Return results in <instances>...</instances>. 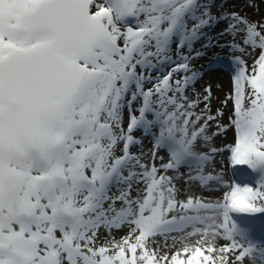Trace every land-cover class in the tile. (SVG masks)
<instances>
[{"label": "rangeland", "instance_id": "1", "mask_svg": "<svg viewBox=\"0 0 264 264\" xmlns=\"http://www.w3.org/2000/svg\"><path fill=\"white\" fill-rule=\"evenodd\" d=\"M40 1L0 0V59L14 29L48 44L20 17ZM109 1L100 44L56 49L87 70L75 95L39 120L0 116V264H256L222 185L261 220L264 196L234 172L264 191V0Z\"/></svg>", "mask_w": 264, "mask_h": 264}, {"label": "water", "instance_id": "2", "mask_svg": "<svg viewBox=\"0 0 264 264\" xmlns=\"http://www.w3.org/2000/svg\"><path fill=\"white\" fill-rule=\"evenodd\" d=\"M27 19L52 47L65 43L74 52L99 43L104 33L102 23L88 15L86 0H46ZM86 73L65 63L54 49L40 46L14 51L0 61V77L16 97L8 108L26 118L55 110L53 98L77 87Z\"/></svg>", "mask_w": 264, "mask_h": 264}, {"label": "bare ground", "instance_id": "3", "mask_svg": "<svg viewBox=\"0 0 264 264\" xmlns=\"http://www.w3.org/2000/svg\"><path fill=\"white\" fill-rule=\"evenodd\" d=\"M43 1H46V0H43ZM43 1H40V2H43ZM87 1V3H88V15L90 16V17H94V18H96V19H98L101 23H102V26L104 27V30H105V32H106V22L105 23H103L102 22V20H104L105 19V15H102V11H105V10H107V9H105V10H101V9H99V10H94V8H95V6H99L100 4H102V2H106V1H108V0H86ZM117 0H115V2H116ZM144 2H145V0H144ZM146 2H155V0H146ZM30 4V5H29ZM28 4V6H30V11H29V13L25 16V18H26V20L28 21V19H27V16L32 12V10L35 8V7H37L38 5H39V3L38 4H34V2H32V3H29ZM109 4H111L110 3V1H109ZM109 9H112V8H109ZM142 13H144V12H141V11H137L136 12V16L137 17H139V15H141ZM29 23V22H28ZM29 26H31L32 27V25L29 23L28 24ZM33 28V27H32ZM35 28H36V26H35ZM33 30H34V28H33ZM34 33L37 35V37H35V40L36 39H42V40H47V39H45V38H43V37H41V36H39L37 33H36V31H34ZM39 36V37H38ZM103 39V38H102ZM102 39H101V41L99 42V43H97V44H95V45H92V46H89V47H87L85 50H87L88 48H90V47H94V46H97L98 44H100L101 42H102ZM34 40V41H35ZM20 42V41H19ZM47 42H48V44H46L45 46H42V45H40V42H38V44H36L35 45V43L33 44V45H31V46H29L28 44L27 45H25V46H23V47H21V46H19V47H16V48H13L12 50H10V49H8L4 54H3V56L1 57V59H0V61L4 58V57H6L7 55H9L10 53H12V52H14V51H17V50H24V49H28V48H30V47H34V46H40V47H46L47 49H51V46H50V41L49 40H47ZM85 50H83V51H85ZM10 51V52H9ZM82 51V52H83ZM135 54H136V52H134ZM146 55V54H145ZM133 59V57L130 59V60H132ZM183 61H188L187 59L186 60H182V61H179V60H175L171 65H170V68L173 70V69H175V68H179L180 66H181V63H182V65H183ZM106 62H108L109 64H111L110 62H112L110 59L108 60H106ZM178 62V63H177ZM219 71V73L222 75V73H224V70L223 69H221L220 68V70H218ZM228 71V70H227ZM217 72V71H216ZM184 73H185V71H184ZM162 78V73H159V71H154L153 73L151 72L150 73V76H149V78H148V82H149V86H154V85H156V84H158L159 83V80ZM178 78H181V77H178ZM87 79H84L82 82H81V84L78 86V87H76V88H74V89H72V90H70V91H66V92H69V97L68 98H71V97H73L74 95H75V93H76V91H77V89L83 84V82L84 81H86ZM3 81V80H2ZM118 81H120V80H118ZM3 83H4V81H3ZM4 85L5 86H7L5 83H4ZM7 87H9V86H7ZM66 92H63L62 94H64V93H66ZM188 102V101H187ZM54 112V111H53ZM28 120H32V118H28ZM234 126H235V123L233 124ZM10 128V127H9ZM16 131V129H15V127H12L11 128V132H15ZM111 134V133H110ZM239 141H241V139H236V142H238L237 143V145L236 146H232V144L230 145V146H228V148H227V150L229 151V153H232V159L233 160H236V161H239L240 160V158H241V156H240V152H241V150H242V145H240V143H239ZM249 141V144H256L257 143V140L256 139H249L248 140ZM242 144V143H241ZM254 147V146H253ZM253 149H255L256 150V148H253ZM181 158H183V157H181ZM231 158V157H230ZM229 158V159H230ZM186 162H187V164L186 165H189L190 167H194V162L192 161V159H186ZM256 177H251L250 175H249V179H248V181L252 184V187L250 188V191H252L253 193H255L256 195H258V196H264V191L263 190H260L259 188H256V186H253V185H256ZM224 186V188L226 187L227 188V191H228V193H230L231 194V198H235V203L233 204V206H226V205H224L223 204V208H225V210L227 209V208H230V210H238V211H241V212H243V210L241 209V208H239V200L243 197V195H244V190L243 191H238V190H234L233 188H232V186H231V183H230V181L228 180L224 185H222V187ZM248 192H249V189H248ZM222 208V209H223ZM245 213V212H244ZM263 215H264V213H263ZM261 220L263 221L262 223L264 224V216H262L261 217ZM261 223V222H260ZM228 230V229H227ZM232 231V232H231ZM231 231H229L228 230V232H230V233H232V234H234L235 235V237L236 238H238L239 236H238V234H237V232H236V230L235 229H232ZM236 233V234H235ZM233 237V236H232ZM235 237H233V238H235ZM245 250L246 251H249V252H251L252 254H253V257L255 258V262H256V264H264V246H258V247H252L251 245H246L245 246Z\"/></svg>", "mask_w": 264, "mask_h": 264}, {"label": "trees", "instance_id": "4", "mask_svg": "<svg viewBox=\"0 0 264 264\" xmlns=\"http://www.w3.org/2000/svg\"><path fill=\"white\" fill-rule=\"evenodd\" d=\"M20 17H21V19L22 18H24L25 19V16H23L22 14L20 15ZM28 29H30L31 31L33 30V28L31 27V26H29L28 25ZM13 31H15V36H12V35H10ZM26 34H28V32H25V33H21L19 30H17V29H14V30H12V31H10L9 32V35L12 37V38H14V39H20V42H21V47H23V46H25V45H27L28 44V39L27 38H25V35ZM30 36H31V41L35 38V37H37V35L35 34V33H33V35H32V33L30 34ZM39 37V36H38ZM13 48H10V50H12ZM61 53H63L62 52V48L60 47L59 49H58ZM58 51V52H59ZM10 52V51H9ZM65 56V55H64ZM2 145V144H1Z\"/></svg>", "mask_w": 264, "mask_h": 264}, {"label": "flooded vegetation", "instance_id": "5", "mask_svg": "<svg viewBox=\"0 0 264 264\" xmlns=\"http://www.w3.org/2000/svg\"><path fill=\"white\" fill-rule=\"evenodd\" d=\"M0 82H1V85L2 86H4V87H7V86H5L4 85V83H3V81L1 80V78H0ZM8 88V87H7ZM1 89V88H0ZM9 89V88H8ZM10 90V89H9ZM10 92H11V95H12V91L10 90ZM2 94V92L0 91V95ZM61 96H66V97H69V92H66V93H64V94H59L58 96H56V98H54V102L56 103L58 100H59V98L61 97ZM4 102V100L2 99V97L0 96V116H3V115H6V114H8V113H10L8 110H6L7 109V103L6 104H4L3 103ZM3 127V126H2ZM4 128V127H3ZM3 128H1V129H3ZM1 133V132H0Z\"/></svg>", "mask_w": 264, "mask_h": 264}]
</instances>
